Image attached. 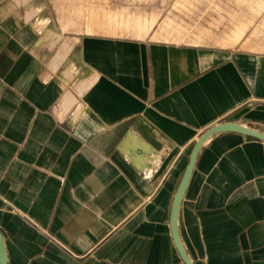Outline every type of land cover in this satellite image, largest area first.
<instances>
[{"label":"crops","instance_id":"1","mask_svg":"<svg viewBox=\"0 0 264 264\" xmlns=\"http://www.w3.org/2000/svg\"><path fill=\"white\" fill-rule=\"evenodd\" d=\"M77 2L65 16L61 0H0L6 264H184L174 194L205 130L264 133V47L94 33L133 5ZM53 30L80 36L51 54ZM176 230L192 264H264V140L203 141Z\"/></svg>","mask_w":264,"mask_h":264},{"label":"rangeland","instance_id":"2","mask_svg":"<svg viewBox=\"0 0 264 264\" xmlns=\"http://www.w3.org/2000/svg\"><path fill=\"white\" fill-rule=\"evenodd\" d=\"M126 1L132 3L129 5H133L135 13L127 14L129 17L126 16L125 19L110 15L104 16L105 22L116 30L118 28V31L103 29L93 32L134 37L150 36V38L165 41L196 42L212 46L242 43L247 39L248 43L264 47V0ZM77 3L76 0H61L59 8L64 9V15L67 12L80 14L81 5ZM152 5L156 9H151ZM92 9L93 6L90 5L88 9L85 8L84 12ZM48 34L46 37L53 41L52 47H49L51 54L58 50V47H55L58 46L56 43H62L66 35L69 34L76 40L80 36L79 32L72 33L63 30H53ZM74 38H70L72 42L75 41Z\"/></svg>","mask_w":264,"mask_h":264},{"label":"water","instance_id":"3","mask_svg":"<svg viewBox=\"0 0 264 264\" xmlns=\"http://www.w3.org/2000/svg\"><path fill=\"white\" fill-rule=\"evenodd\" d=\"M221 131H235L242 134L254 136L256 138H259L261 140H264V133L259 132L255 129L249 128L247 126L235 123V122H221L219 124H216L215 126H212L205 130L196 140L194 143L190 156L188 164L184 170V173L181 177V180L178 184L177 190L174 194V198L171 205V212H170V230H171V236L173 239L174 246L181 258V260L184 262V264H192V262L187 257L186 253L184 252L178 237H177V230H176V218H177V211L179 208V204L182 198V195L184 193L185 187L187 185V182L189 180L191 171L193 169L194 161L197 155V152L203 143V141L210 136L213 133L221 132ZM0 264H6V254H5V248L3 244L2 235L0 232Z\"/></svg>","mask_w":264,"mask_h":264}]
</instances>
